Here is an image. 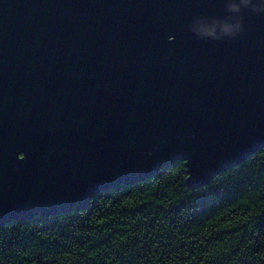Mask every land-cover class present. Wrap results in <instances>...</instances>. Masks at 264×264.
I'll return each mask as SVG.
<instances>
[{
	"label": "water",
	"instance_id": "1",
	"mask_svg": "<svg viewBox=\"0 0 264 264\" xmlns=\"http://www.w3.org/2000/svg\"><path fill=\"white\" fill-rule=\"evenodd\" d=\"M264 147V0H0V224Z\"/></svg>",
	"mask_w": 264,
	"mask_h": 264
},
{
	"label": "trees",
	"instance_id": "2",
	"mask_svg": "<svg viewBox=\"0 0 264 264\" xmlns=\"http://www.w3.org/2000/svg\"><path fill=\"white\" fill-rule=\"evenodd\" d=\"M184 162L83 209L0 224V264H264V147L203 185Z\"/></svg>",
	"mask_w": 264,
	"mask_h": 264
}]
</instances>
